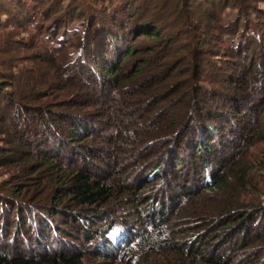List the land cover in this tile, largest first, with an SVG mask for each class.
Here are the masks:
<instances>
[{
  "label": "trees",
  "instance_id": "trees-1",
  "mask_svg": "<svg viewBox=\"0 0 264 264\" xmlns=\"http://www.w3.org/2000/svg\"><path fill=\"white\" fill-rule=\"evenodd\" d=\"M155 1L0 0V13L19 28L35 26L37 10L45 22L55 15L40 31L49 42L41 50L45 76L0 71V134L17 156L1 161L22 166L36 187L45 178L55 186L50 200L16 186L4 193L0 264H264V207L239 205L229 185L242 180L241 161L264 141V31L251 19L260 12L248 0H175L173 11L166 1L151 15ZM195 8L216 21V40L231 41L227 66L247 59L253 70L260 59L250 83L246 73L231 81L241 92L231 113L244 115L241 101L254 128L244 126L241 145L223 164L209 156L214 142L229 152L228 120L205 105L223 80L199 58L203 36L186 19ZM228 10L237 14L223 23ZM142 38L154 44L140 48ZM55 94L73 97L41 102ZM86 107L98 110L80 111ZM99 138L104 149L92 144ZM159 181L165 190H157ZM146 188L155 190L146 197ZM202 196L215 203L202 207ZM116 229L127 234L119 245L110 239Z\"/></svg>",
  "mask_w": 264,
  "mask_h": 264
},
{
  "label": "rangeland",
  "instance_id": "rangeland-1",
  "mask_svg": "<svg viewBox=\"0 0 264 264\" xmlns=\"http://www.w3.org/2000/svg\"><path fill=\"white\" fill-rule=\"evenodd\" d=\"M32 1V0H30ZM48 1H53V0H46ZM168 1V7L167 10L173 11L174 10V1L175 0H156L155 3L152 5V9L149 12L151 15L153 13H160L156 12L158 10H162L163 3ZM34 2V1H33ZM60 2V1H59ZM248 2L256 7L260 13L255 14L252 16V20L254 21V26H252L253 29H258V33H262L264 31V0H248ZM68 1H63V5H67ZM48 4H45L47 6ZM156 9V10H155ZM158 9V10H157ZM43 10L39 12H35L37 17L36 19L38 22L36 23L35 26H30L27 28H19L17 25L14 24L13 21H11L10 17L8 15H4L3 13H0V49L3 51H8V54H0V62L1 61H6L10 62L12 64L13 70H9V65L6 67L0 66V71L7 70L8 73H13L16 77H31V76H38V77H43L45 76V73L47 70H45V66L42 65L41 60L43 59L42 57L44 56V53L41 52L42 47H45V45H49V42H45V34L41 31V28L44 27L50 29L53 23V20L55 19V15L50 16V20L48 22L44 21L43 18ZM235 11L228 10L225 12L221 19L222 22L224 23L225 21L229 20L232 21V19L235 18L236 16ZM48 17V16H47ZM57 17V16H56ZM187 21L191 24L193 23L194 25V30L193 32L197 33L199 32L200 36L202 35V46L201 49L204 50V53L199 56V58L204 62L206 66L211 65L213 68H210L214 75H217V79L222 81V84H213L214 87L217 89L222 90L221 93L218 91V93H213L209 94L206 101L205 105L208 106V109H210V112L213 116L216 117H223L227 118L228 120V127H226V134L227 136L225 137L224 140V145L223 149L229 150L228 153H221L220 148L221 146L219 145V142L216 144L214 142L212 144V149L210 150L211 157L216 163L223 164L225 162V159L228 158L229 155L233 154L236 149L241 145V139L243 137L242 132L244 131V126L246 131L248 132L250 129L254 128V124L251 121V116L248 115L244 109L246 106H244V103L242 104L240 101V105L242 106V111L245 112L243 113L244 115L240 118H237L232 115L231 113V108L233 105H236L235 98L236 95L241 96V92L233 90L235 88L234 86H231V81H238V77L242 75V73H246V75H249L248 82H251V79L253 76L258 74V71H260L259 65H260V59L259 56H257L256 59V67L253 68V70H250L249 60L242 59L239 62L237 60H232L234 61V65L232 66H227V62L229 61L230 58L226 57L225 53L227 45L230 44V40L228 39H223V40H216L219 36L217 30H216V21H209L207 17L204 16V11L203 9H197L195 8V11L192 13V15H186ZM192 19H190V18ZM260 17V18H259ZM260 19L263 25L258 27L256 26L258 20ZM172 20V18H171ZM164 23V22H163ZM163 24H159V27H161ZM73 28H76L74 25L72 26ZM98 29V28H97ZM166 33V32H164ZM214 38V39H213ZM33 44H37L39 49L33 48L31 49L30 47L33 46ZM154 41L151 40H144L142 38L139 40V43L137 44L140 48L147 45H153ZM28 47V48H27ZM212 54H220L218 56H212ZM243 57H245L243 55ZM227 66V67H226ZM213 75V76H214ZM226 78V79H225ZM208 82H210V77H207ZM226 80L227 82H224ZM245 81H243L244 83ZM224 83V84H223ZM33 83H31L32 85ZM207 84V82H206ZM236 84V83H235ZM238 84V83H237ZM241 84V89H242V83ZM239 84V85H240ZM223 85V86H222ZM247 83H244V88L246 87ZM209 88V84L207 85ZM220 86V87H219ZM37 90H43L40 86L36 87ZM9 91L13 92V89H9ZM56 97H51L49 96L48 98H45L41 102H44L45 104L48 105H59L63 104L69 99H71L73 96L69 95H61L58 96L55 94ZM71 96V97H70ZM238 97V96H237ZM241 98V97H240ZM239 101V100H236ZM238 104V103H237ZM228 107V108H227ZM98 108H90L86 107L83 110H80L81 112H86V113H92L94 111H97ZM101 110V109H100ZM103 110V109H102ZM249 110V109H247ZM261 111V107L258 110V114ZM255 115V114H254ZM262 115V114H261ZM256 116V115H255ZM96 121V120H95ZM0 129H2V125L0 124ZM239 130V131H238ZM3 135L0 134V148H4V152H0V191L3 195H0V201L5 200L4 198V193L8 192L9 188L13 187H18L20 190H23V192L31 193L36 195L37 197H41L42 200H50L54 194L55 186L51 183V181L48 178H45L42 180L40 183L39 187H36V184H31L32 182L27 181L26 177H24L26 171L24 168L20 165L17 164H12V163H6L2 162L1 159L5 157H15L16 153L12 150L14 149V146H11V144H6L4 141ZM101 138H103L101 136ZM93 146L95 149H104L105 145L104 143H101V139H97L96 141L92 142ZM104 145V146H103ZM98 147V148H97ZM218 151V152H217ZM183 155V154H182ZM189 157L184 158V163L188 164V159ZM201 160V159H200ZM202 160H205V158H202ZM202 161H200V164ZM241 167H240V173L242 180L240 181L237 179L235 182L232 180L230 181V186L234 192L233 200L238 203L241 206L245 207H255V208H261L264 207V141H260L255 143L247 153V156L245 157L244 161H241ZM33 164L28 163L24 167L27 166H32ZM203 165V164H202ZM187 168L188 166L185 165ZM185 170V169H184ZM185 172V171H183ZM183 180V179H182ZM28 183V185H26ZM180 182H178L179 184ZM158 185V191L162 189L165 190L164 186H160L162 184V181H159L158 183H155ZM152 187V186H151ZM7 188V189H6ZM157 188V187H156ZM151 190L155 189H148L146 188L143 190L144 196L151 195L152 192ZM173 193H180L181 190L178 189V187L173 186L172 187ZM183 192V191H182ZM181 192V193H182ZM212 192H214V189H209L206 194L210 195ZM180 193V194H181ZM193 193H191L192 195ZM194 195V194H193ZM211 196H218L219 199V193H212ZM198 202V204L201 202L202 207H208L207 205L215 203V200H212V203L209 202V200L204 199V196H202ZM121 201V200H120ZM198 201V200H197ZM209 202V203H208ZM217 204V203H216ZM120 205L119 201H114L113 207H118ZM200 207V205H199ZM123 209V207L121 206ZM189 208H186L183 210L184 215L189 211ZM196 209V208H194ZM207 209V208H206ZM127 216L131 214L130 212H125ZM146 214V213H145ZM132 225L135 224V219H131L132 217H128ZM188 219V218H186ZM189 220V219H188ZM191 222V220L189 221ZM189 226H193L191 223ZM126 233L121 232L119 229H116L115 231L112 232L110 235V239L113 243L119 245L123 242V239L126 237ZM88 264H92V260L88 261ZM201 264V263H199Z\"/></svg>",
  "mask_w": 264,
  "mask_h": 264
}]
</instances>
